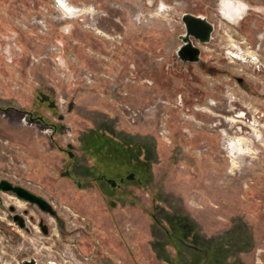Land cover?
<instances>
[{"label":"rangeland","instance_id":"1","mask_svg":"<svg viewBox=\"0 0 264 264\" xmlns=\"http://www.w3.org/2000/svg\"><path fill=\"white\" fill-rule=\"evenodd\" d=\"M233 1L1 0L0 97L64 128L0 113V179L63 222L0 191V264H264V0ZM185 14L213 26L193 62Z\"/></svg>","mask_w":264,"mask_h":264},{"label":"flooded vegetation","instance_id":"2","mask_svg":"<svg viewBox=\"0 0 264 264\" xmlns=\"http://www.w3.org/2000/svg\"><path fill=\"white\" fill-rule=\"evenodd\" d=\"M41 89H39V91H40ZM44 90H47V89H44ZM38 102H40L41 104H43V105H45V106H47L52 112H56V113H58V112H60L59 111V107H58V104H57V101H56V98H54L53 96H50V99L49 100H47V101H44V102H41L40 100H39V98H37L36 99ZM28 104H29V102H26V105H22V104H20V103H18V102H14L13 100H7V99H2V96L0 97V113H4L5 115H16V119L18 120L19 118H21L22 120H25V121H27L29 124H31V125H36V126H40V127H42L44 130H49V131H53V129L55 130V131H58V133H60L61 134V130H63V124H59V123H57V122H55L54 121V118L52 119V118H50V117H48V116H46V115H44V114H41V112L40 111H38L37 109V105L36 104H31V105H29L28 106ZM21 105V106H20ZM13 117V116H12ZM15 119V118H14ZM13 120V121H15V123L17 122V120ZM230 120H232V121H235L234 119H230ZM21 120H19V122H20ZM15 123H13V124H15ZM17 128V127H16ZM256 130V129H255ZM55 134H57V133H55ZM54 137L55 136H52V138L54 139ZM237 138H241V136L240 137H237ZM236 141L237 139L236 138H234V139H232L231 140V142L232 141ZM230 142V143H231ZM54 145V147L55 148H60V149H62L61 150V152L63 151L66 155H68L69 156V158H70V166L67 168V170L65 171L66 172V174H68V175H73V173H72V163L74 162H76L75 161V157H74V153H73V151L71 150V148L70 147H68V148H63L60 144H57L55 141H54V143H53ZM237 146L238 147H241V146H239L238 144H236L235 143V145L234 144H232L231 145V148H232V151L234 150V151H236V149H237ZM19 146H17L15 149H14V151H19ZM21 150V149H20ZM228 150H229V152L231 151L230 150V145H228ZM104 177H105V174L103 175ZM104 179H106V182L107 183H110V184H113L112 186H113V188L116 186V187H119V186H123V183L125 182V181H127V179L126 178H123V177H121L120 179H111V178H109V177H106V178H104ZM73 180H75V181H77L76 183H79V184H83L82 183V181H83V178H81V179H79V178H77V179H73ZM78 180H80V181H78ZM99 180H97V179H95V180H93L92 182H94L95 184L98 182ZM11 182V181H10ZM20 186V185H19ZM80 186V185H79ZM27 189V188H26ZM29 190V189H28ZM32 192V191H31ZM34 193V192H33ZM36 194V193H35ZM16 195V194H15ZM38 195V194H37ZM17 196V195H16ZM40 196V195H39ZM18 197V196H17ZM42 197V196H41ZM19 198V197H18ZM44 198V197H43ZM21 199V198H20ZM46 199V198H45ZM24 200V199H23ZM47 200V199H46ZM24 201H26V200H24ZM49 201V200H48ZM26 202H29V201H26ZM50 202V201H49ZM30 204H31V206H33V207H35L36 209H38V211H42L41 209H40V207L37 205V204H32L31 202H29ZM51 203V202H50ZM52 204V203H51ZM53 205V204H52ZM10 207H12V206H10ZM10 207H9V209H10ZM14 207V206H13ZM53 207H54V205H53ZM54 209H55V207H54ZM56 210V209H55ZM10 211H12L11 209H10ZM12 212H14V214H13V216H12V219L14 220V222H16V223H18L19 224V226L20 227H24V226H26V220H25V218H24V216H22V215H25V213L26 214H30V210H24V213H20V212H17L16 211V208L14 207V210L12 211ZM43 213L45 212V211H42ZM45 213H48V214H50V215H52L51 213H49V212H45ZM53 217H55L56 218V220L58 221V223L59 224H61V223H63L62 222V218H61V216L59 215V213L56 211V214L55 215H52ZM23 224V225H22ZM38 224L40 225V227L45 231V232H47V228L39 221L38 222ZM32 258H36L35 256L34 257H29V258H25V259H32ZM25 259H23V260H25ZM23 260H22V262H23ZM36 260H37V264H40L39 263V261H38V259L36 258ZM49 262H52V263H55V264H59V262H57L56 260H48L47 262H46V264H48Z\"/></svg>","mask_w":264,"mask_h":264},{"label":"water","instance_id":"3","mask_svg":"<svg viewBox=\"0 0 264 264\" xmlns=\"http://www.w3.org/2000/svg\"><path fill=\"white\" fill-rule=\"evenodd\" d=\"M183 21L186 26V33L184 36V44L180 47L179 53L189 61L193 62L196 61L201 54L200 48L193 44V40H198L202 43L209 41L213 32V26L207 20L193 14H185L183 16ZM0 191L12 192L21 199L29 201L32 204H37L42 211L49 212L52 215L56 214V210L48 200L31 192L23 186L14 185L8 180L0 179ZM1 203L2 198L0 197V204ZM10 209L13 211L14 207L12 206ZM22 264H37V260L36 258H32L31 260L25 259ZM48 264L55 263L49 262Z\"/></svg>","mask_w":264,"mask_h":264},{"label":"bare ground","instance_id":"4","mask_svg":"<svg viewBox=\"0 0 264 264\" xmlns=\"http://www.w3.org/2000/svg\"><path fill=\"white\" fill-rule=\"evenodd\" d=\"M220 6L222 7V9L224 10V11H226V9H228L227 10V13L229 14V16H235L236 14H238L239 12V14H241L242 13V8L239 6V5H236L235 4V2L233 1V0H220ZM251 7H253V6H251ZM63 8V10L64 11H66V12H69V13H74V12H76V8L75 7H73V6H71V5H69V4H67V5H65V8L64 7H62ZM201 18L202 19H205L204 17H202L201 16ZM206 20V19H205ZM185 36V35H184ZM237 142V141H236ZM238 143V142H237ZM232 144H234V142H231V143H229V145H230V153L232 154V156H235V152L236 151H232V148H231V145Z\"/></svg>","mask_w":264,"mask_h":264},{"label":"crops","instance_id":"5","mask_svg":"<svg viewBox=\"0 0 264 264\" xmlns=\"http://www.w3.org/2000/svg\"><path fill=\"white\" fill-rule=\"evenodd\" d=\"M1 6H2V2H1V0H0V8H1ZM6 16H7V14H5ZM2 26H3V24H2ZM14 129V131H15V134L17 135V136H19V128L17 127V128H14L13 126H12V130Z\"/></svg>","mask_w":264,"mask_h":264},{"label":"trees","instance_id":"6","mask_svg":"<svg viewBox=\"0 0 264 264\" xmlns=\"http://www.w3.org/2000/svg\"><path fill=\"white\" fill-rule=\"evenodd\" d=\"M110 162H111V160H110ZM129 166H127V168H128ZM131 168V167H130Z\"/></svg>","mask_w":264,"mask_h":264}]
</instances>
